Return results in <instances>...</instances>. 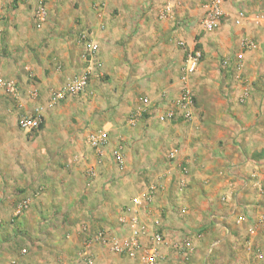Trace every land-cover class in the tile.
Wrapping results in <instances>:
<instances>
[{"label":"crops","instance_id":"1","mask_svg":"<svg viewBox=\"0 0 264 264\" xmlns=\"http://www.w3.org/2000/svg\"><path fill=\"white\" fill-rule=\"evenodd\" d=\"M204 1L44 0L47 20H38L33 15L37 0H26L9 12L12 24H3V45L11 58L0 59V77L16 83L27 110L40 104L43 125L59 120L60 112L67 109L81 120L77 127L84 128L79 137L84 134L86 139L89 132L99 129L107 133L108 142L97 153L98 159L97 151L85 143L75 146L76 155L64 164L84 181L81 196L89 200L97 195L94 212L103 218L115 213L112 219L117 231L123 229L121 237L132 230V217L137 218L136 227H145L148 234L160 230L166 240L158 244L164 264L182 263L180 253L170 245L185 239L190 242L192 259L201 255L205 244L210 250L220 234L234 254L239 252L238 244L243 249L264 246V0H223V16L212 29L201 24ZM167 2L171 8L166 10ZM32 26L36 34L31 32ZM84 29L98 45L101 66L80 97L69 96L51 105V90L63 86L84 67L83 45L78 40ZM180 40L189 47L198 42L203 63L210 67H217L219 59L231 58L229 66L221 65L223 74L230 76L222 81L226 91L220 95L219 110L212 107L211 98L198 95L190 122L160 124L155 116L145 115L144 107L139 108V96L148 97L155 111L161 110L155 102H161L163 108L178 96L185 63ZM238 57L239 69L234 66ZM27 68L33 79L27 78ZM33 90L39 92L38 98L31 96ZM163 91H167L166 97L161 96ZM1 99L0 118L20 110L5 97ZM132 111L138 115L129 123ZM123 121L128 125L125 129ZM166 142L169 149H176L171 160L164 158ZM59 162L53 165L56 171ZM135 173L146 179L138 190L134 186L140 183L133 186L139 178ZM112 174L116 184L109 188L104 182ZM46 181L42 196L56 198L71 186L73 178L60 171ZM1 182L0 192L6 194L9 187L4 189ZM181 183L183 190L179 189ZM151 186L155 189L147 203L138 205L131 200L147 195ZM125 189L130 190L128 196ZM34 208L31 205L29 212ZM238 215L242 216L240 222L236 221ZM113 229L104 230L112 234ZM148 234L139 237L143 251L151 245ZM30 241L33 246L26 248H33L34 254L28 264H55L61 257L63 244L59 241ZM21 245L0 240V264H7L6 257L24 247ZM50 249L57 258L49 255ZM93 251L94 264L118 260L113 254L105 256L98 246ZM252 253L256 258L257 252ZM63 256L68 264L72 261L69 255ZM129 258L143 264L139 257Z\"/></svg>","mask_w":264,"mask_h":264},{"label":"rangeland","instance_id":"2","mask_svg":"<svg viewBox=\"0 0 264 264\" xmlns=\"http://www.w3.org/2000/svg\"><path fill=\"white\" fill-rule=\"evenodd\" d=\"M25 2L26 0H0V23L4 17L6 18L5 21H2V25H0V59L6 60L10 57L3 45V39L5 38V35H3V24H7V22L12 24V21L9 19V12L15 5L19 6ZM180 17L181 19L185 18L184 16ZM45 19L46 18L43 20ZM48 25L49 24H46V26ZM41 28V30H43L45 24ZM34 30L36 31L32 26L31 32L33 33ZM29 53H33L32 50L29 49ZM222 60L223 59L218 60L217 67H215V65L210 67L208 63H203L204 55H201L196 72L190 77L191 79L189 78L188 80V83H192L189 87L194 94L196 103H199L198 95H202L204 98H211L214 101L211 103V105H213L212 107L215 106L218 110L221 108L220 95L226 91V88L222 87V81L230 76L227 72L223 74L221 70ZM28 69L29 68L25 69L27 78L33 79L32 72L29 69L31 72L29 73ZM0 78L4 79L3 76ZM18 92H20L19 87ZM39 95L38 92L36 98H38ZM81 95L82 94L75 96L78 98ZM75 96L70 97L73 99ZM0 97H5V101L12 104L13 108L20 109L16 114L10 115V113L7 112L0 118V181H2V187L4 189L9 187V191L6 192V194L0 192V240L9 239L11 243L16 242L24 245L23 248L19 246L17 251L15 249L12 250L11 246H9L10 250L13 252H10L6 257L8 258L7 264L8 262L9 264H22V262L28 264L34 254L33 248L32 251L26 248L29 247L28 245L33 246L30 241L31 238L35 240L51 238L63 244V247H60L62 249V251H60L61 257L55 261V264H68V262L64 260V254L69 255L70 259H72L69 264H94L96 253L93 250L97 246L104 252L105 256L107 253L118 257V260L110 264H141L137 259H131L127 255L108 251L104 244L95 240V233L101 230L117 239H121L126 234L121 237V234L123 235V229L117 231L118 229L115 226V221L112 219L115 217V213H111V216H108V218H103L102 214L93 211V209L95 210L96 208V204L94 203L97 201V195L94 194L89 200L87 199L88 197L81 196L82 193L85 194L84 189L86 186L84 181L80 182L78 175L74 173L73 169L64 164L66 162L68 163V161L76 155L75 146L79 145L83 147V144L86 143V139L83 137L84 134L82 137H79V134L82 135L84 127L82 130L77 127L81 122L78 118V114H76L74 110L68 112L67 109H63L60 112L62 116L59 120L54 119V122L52 121L53 123L51 121H46L47 125H43L44 112L42 108L40 123L37 129L24 130L18 124L20 115L32 114L34 112L33 107L40 106V104L33 106L31 110H27L19 98L20 95L18 99L15 100L6 95L4 91L0 93ZM142 98V96H139L140 102L138 105L141 104L139 107L140 109L144 107ZM2 101L3 99H1L0 104L3 103ZM155 103L156 105L158 104L157 102ZM208 104L210 103L205 102L204 105ZM160 105H162L161 102ZM152 110L153 108L148 107L149 112L146 110L145 115L147 117L154 116ZM150 111L152 112L150 113ZM181 122L185 123L190 121L179 120L163 123L172 124ZM159 123L162 124L161 122ZM122 125L125 129L124 125H127V123L123 121ZM85 128H87V126ZM71 131H73V133H71ZM165 144L164 158L171 160L175 156H170V151L174 152L176 149L175 147L169 149V142ZM95 156L96 159H98L97 153ZM56 160L62 161L59 162L60 167L58 171H56V166H53ZM60 171L67 173L70 178H73L71 186L69 188L66 187L65 192L59 197H43L42 194L46 188V180H48L50 175L58 174ZM113 174L108 181L104 182V184L110 185L109 188L111 186L114 188L116 184V177L113 176ZM135 174V177H139V182L133 181V186L134 184L140 183L139 186H134V188L138 190L144 185L146 179L141 175L142 173ZM141 176L143 179L142 181L140 179ZM128 191L130 190L126 191L125 189V196L130 194ZM23 199L28 201L27 207L21 214L16 215L15 208ZM31 205L36 208H34L35 211L29 212ZM86 205H88V207ZM101 222L103 224H101ZM105 227L114 228V233L111 234L108 230H104ZM219 233L220 231L218 234ZM198 234L199 233L195 236L199 237ZM202 236L203 235H201L199 239H202ZM218 237V242L212 245L210 250L209 245L205 244L200 256L196 259H192L191 255H186L187 259H181V264H264V246L260 245V247H255L252 245L250 249H243V246L238 244L237 247L239 248V252L234 254L226 242L227 245L222 243L221 234L220 236L218 235ZM85 249L89 254H83ZM252 252H257L256 258H254ZM13 254L15 258L12 259L11 256ZM49 255L53 258H57L56 252L53 249L49 250ZM88 257L92 258V263L88 262Z\"/></svg>","mask_w":264,"mask_h":264},{"label":"built area","instance_id":"3","mask_svg":"<svg viewBox=\"0 0 264 264\" xmlns=\"http://www.w3.org/2000/svg\"><path fill=\"white\" fill-rule=\"evenodd\" d=\"M170 1V0H169ZM172 1V0H171ZM222 1L223 0H206L203 3V16L201 19V24L204 28L212 29L216 27L223 16L222 11ZM171 5L169 2L165 4V9H170ZM46 15V8L44 6V0H37V5L34 8V16L38 20H43ZM163 16V15H161ZM176 25L182 26L181 23H177ZM78 40L83 45V60L84 67L83 69L74 74L63 86L57 89L51 90L48 102L51 105L58 104L63 101L65 98L69 96H75L79 94H83L88 86L89 80L91 76L95 73L96 69L101 66L100 61L98 60V45L95 40L91 37L90 32L86 29L81 30L78 34ZM179 45L184 50V58L185 63L183 67V71L180 77V81L182 83L181 90L177 97L173 98L172 101L164 106L163 108L160 106L161 110L155 111L153 108V114L157 121L163 122H175V121H190L193 116V111L195 107L194 94L188 85L189 78L196 72L197 67L199 65V61L201 58V51L194 46H187L184 40L179 41ZM241 57H238L234 61V66L237 69L241 66ZM231 58H224L222 60L223 67H227L231 64ZM235 68V67H234ZM29 70V69H28ZM0 87L5 91L6 95L12 97V99H18L19 92L16 83L12 80H5L0 78ZM32 97L37 96V91L33 90L31 92ZM163 97L167 96L166 91L162 92ZM144 109L148 111V107H151V100L148 97L143 98ZM41 106L34 107V112L30 115H20L18 119L19 126L24 130H35L39 126L40 123V113ZM150 111V113L152 112ZM138 113L132 112L128 117V122L133 123L136 120ZM108 142V135L103 130L91 131L87 134L86 143L90 148L99 152V150L105 146ZM175 152V151H174ZM173 151H170V156L174 155ZM185 187L184 183L180 184L179 189L183 190ZM155 187L151 186L148 190V194H142L136 197H133L131 200L136 204H145L149 200L148 198L151 196V193L154 191ZM28 201L23 199L18 203L15 208V214H21V212L26 209ZM242 220V216L238 215L236 217V221L240 222ZM131 228L129 235L122 238L117 239L115 237H111L105 231L101 230L95 233V240H98L102 244H104L108 251L117 254H124L129 257H139L143 264H164L165 257L161 254L158 248V244L165 243V237L162 235L161 231L157 228L151 232L148 231L145 227L137 226V218H131ZM148 234V238L151 241L150 247L143 251L140 249L139 237L141 234ZM174 250L178 251L181 255V259H187V256L191 254V245L189 240L185 239L181 242L174 243L170 245ZM83 254L87 253L85 249ZM88 262L92 263V258L88 257Z\"/></svg>","mask_w":264,"mask_h":264},{"label":"trees","instance_id":"4","mask_svg":"<svg viewBox=\"0 0 264 264\" xmlns=\"http://www.w3.org/2000/svg\"><path fill=\"white\" fill-rule=\"evenodd\" d=\"M195 46H196V48H200V45H199V43L198 42H196L195 43ZM195 105H196V101H195ZM34 130V129H33ZM260 153V152H259ZM160 231V230H159Z\"/></svg>","mask_w":264,"mask_h":264}]
</instances>
